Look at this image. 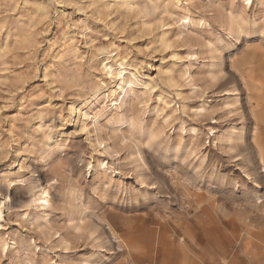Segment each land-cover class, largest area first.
<instances>
[{"label": "rangeland", "instance_id": "374dc122", "mask_svg": "<svg viewBox=\"0 0 264 264\" xmlns=\"http://www.w3.org/2000/svg\"><path fill=\"white\" fill-rule=\"evenodd\" d=\"M260 53L264 0H0V264H155L183 227L199 264H264L241 251L264 247V165L236 148Z\"/></svg>", "mask_w": 264, "mask_h": 264}, {"label": "bare ground", "instance_id": "6f19581e", "mask_svg": "<svg viewBox=\"0 0 264 264\" xmlns=\"http://www.w3.org/2000/svg\"><path fill=\"white\" fill-rule=\"evenodd\" d=\"M245 1H249V0H245ZM243 33H245V32H244V30L242 29L241 26L240 27H236V28L235 27L232 28L231 36H232V39H233L232 40L233 44H236V42H238L240 40V38H241ZM258 60H259L258 61L259 62L258 65L259 66L258 67H259L261 73L264 75V54L263 53H260V55L258 56ZM102 65H103V70L105 71V74L108 75V76H113L112 68L107 66V64H102ZM122 68H120V69H122ZM120 75H121V72H119L117 74V76H120ZM117 78H119V77H117ZM120 81H121V79H120ZM125 85L126 84L122 81L120 83V86H119V88L124 93V96H125V94L127 95V94H129L131 92L130 90H125V87H127ZM246 89H247V87H246ZM247 90L249 91V89H247ZM99 98H100L99 91H96L92 95H90L88 97V99L85 100L86 101L84 103L85 109L92 108L96 104V102L99 100ZM248 99H251V97L249 95H248ZM252 109H253V105L248 107V110H249L248 113L251 116V122H252V126H251V129H252L251 141H250L249 144L245 145L244 148L241 145L238 146L239 144L236 146V148L239 149V153H241L242 151H245V150L249 151V157H248V159L245 158L243 160L244 162L250 163L253 160V158H255L258 162H260V163H262L264 165V97H261V99L256 103L255 110H252ZM80 111H81V108H77L75 102H72L71 104H69L67 113L70 115V119H69V121L67 123H73L74 124L75 123V118H76V115H77L76 113L77 112L79 113ZM84 116L88 117L87 112L84 113ZM242 126H243L242 127L243 130L238 132L239 135L231 134L229 136V138H228V142L229 143H232L234 141H238V142L240 141L241 144L243 143L241 137L244 135V130L246 129L247 124H244ZM85 127L86 126L83 127V130H84ZM227 134H229V133H227ZM48 142H49L48 145H53V143L57 142V140L55 138H51L50 137V138H48ZM238 157H241L240 154H238ZM140 161H143V159L140 160ZM34 202L39 203V207L42 208V209H48L50 207V205H51L50 204V200H49V194L45 190L40 191L39 195L34 199V201L32 203L34 204ZM181 229H182L183 235L181 236L182 239L180 240V242L182 243V247L180 248V250L179 249L171 250L170 254H168L165 257V258H167L166 260H165V258L162 255L161 256H157V258H154V256H153V258H154V260L156 261L157 264H159L161 262L163 264H199L196 261L195 257H191L190 255H188V253H190V252H188L187 249H185V247H184L186 242L189 241V240L192 243L195 244L196 241L199 240L198 233H194V234L190 235L189 231H187V229L185 227H183ZM108 230H109L108 232H109L110 236H112V238H114V240L118 241L120 239V237L116 236V233L112 230L111 226H109V225H108ZM248 234H249V235H247L248 238L242 244L241 251L242 252L244 251L245 255L246 254L251 255V258L255 260L258 253H262V252L264 253V247H260V246L257 247V249H256L257 253L248 252L247 250L249 249V244L251 243L250 241L252 239L251 238L252 235H250V233H248ZM260 237H261L260 240L264 242V239L262 238L261 235H260ZM192 246H193V244H192ZM193 255L194 254H192V256ZM169 256H170V258H169ZM251 264H254V263L251 262Z\"/></svg>", "mask_w": 264, "mask_h": 264}]
</instances>
